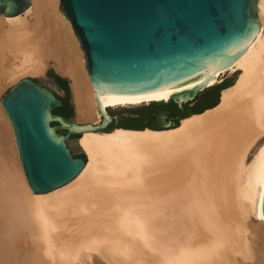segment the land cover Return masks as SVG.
I'll return each instance as SVG.
<instances>
[{"label": "bare ground", "instance_id": "6f19581e", "mask_svg": "<svg viewBox=\"0 0 264 264\" xmlns=\"http://www.w3.org/2000/svg\"><path fill=\"white\" fill-rule=\"evenodd\" d=\"M59 0L0 13V89L48 66L70 80L76 123L101 121ZM261 28L215 104L166 128L83 130L87 159L33 192L0 104V264H264V0ZM9 85V86H10Z\"/></svg>", "mask_w": 264, "mask_h": 264}, {"label": "water", "instance_id": "95a60500", "mask_svg": "<svg viewBox=\"0 0 264 264\" xmlns=\"http://www.w3.org/2000/svg\"><path fill=\"white\" fill-rule=\"evenodd\" d=\"M30 1L0 0V13L17 14ZM256 3L59 0L58 8L69 20L83 51L101 121L91 125L73 120L74 102L68 80L72 114L65 117L56 111L63 105L59 96L63 90L48 74L49 70L58 74L52 66L45 69L46 79L25 75L11 83L0 104L11 123L21 168L32 191L52 189L79 172L87 159L77 141L83 130L135 128L116 125L118 121L150 122L148 127L154 129L176 126L180 116H176L175 123L168 112L172 104L157 106L152 120L146 109L140 118L133 119L136 113L132 110L152 102L173 101L188 115L205 88L226 80L232 82L218 70L239 57L259 33ZM259 214L264 219V178Z\"/></svg>", "mask_w": 264, "mask_h": 264}, {"label": "trees", "instance_id": "16d2710c", "mask_svg": "<svg viewBox=\"0 0 264 264\" xmlns=\"http://www.w3.org/2000/svg\"><path fill=\"white\" fill-rule=\"evenodd\" d=\"M48 74L50 75V77H52V79L55 81V83L60 86V88L63 90V94L60 95V98L63 102V105L61 107H58L56 111H58L59 113L63 114L65 117H70L72 114V106L71 104L68 103L67 101V96H68V85H67V79L65 77H62L58 74H56L55 72H52L51 70L48 71ZM37 80V79H36ZM38 81V80H37ZM231 81H223L220 84H215V85H211L207 88H205L197 97V99L199 98V103L197 101H195V104L191 107L190 112H198L201 111L203 108L205 107H209L212 106L213 104H215L217 102L218 99V92L219 89L223 86H225L226 84H229ZM50 88L53 89L52 84H47ZM168 104H172V108H169L168 112L169 115H171V118L174 119L175 123H177V117L176 116H184L186 115L184 109L181 110L179 109L176 104L173 101H169L168 103H155L152 102L151 104H149L146 107H143L142 109H133L132 111L136 113V116H134L133 119H138L140 118L144 112H142V110L146 109V113L148 114L149 118L152 120V112L155 110V108L157 106H165ZM116 125H123V126H128V127H135V128H140L143 126H149L150 122L145 123V124H140V123H130V124H125L122 121H118ZM79 156H83L82 154H80Z\"/></svg>", "mask_w": 264, "mask_h": 264}, {"label": "rangeland", "instance_id": "374dc122", "mask_svg": "<svg viewBox=\"0 0 264 264\" xmlns=\"http://www.w3.org/2000/svg\"><path fill=\"white\" fill-rule=\"evenodd\" d=\"M56 72H57V71H56ZM57 73H58V72H57ZM58 74H59V73H58ZM59 75H61V74H59ZM28 76H40V77L43 78V79H46V78H47V75L45 74V71H44L43 73H41V74H34V75H28ZM61 76H64V77L67 78L68 83H69V86H70V80H69V78H68L67 76H65V75H61ZM227 76H229L231 79H233V76H234V75H227ZM9 85H10V84H6V85H4V86L1 87V89H0V98H1L2 94L4 93V91L9 87ZM70 90H71V87H70ZM75 119H76V112H75V107H74V111H73V120H75Z\"/></svg>", "mask_w": 264, "mask_h": 264}, {"label": "flooded vegetation", "instance_id": "af4514ba", "mask_svg": "<svg viewBox=\"0 0 264 264\" xmlns=\"http://www.w3.org/2000/svg\"><path fill=\"white\" fill-rule=\"evenodd\" d=\"M55 91V90H54ZM56 92V91H55ZM57 93V92H56ZM58 94V93H57ZM59 95V94H58ZM60 96V95H59ZM67 101H68V103L70 104V100H69V98L67 97Z\"/></svg>", "mask_w": 264, "mask_h": 264}]
</instances>
